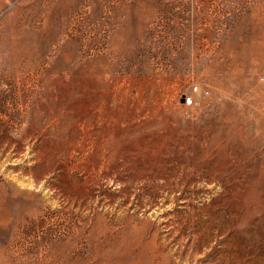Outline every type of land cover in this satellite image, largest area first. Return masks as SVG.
Segmentation results:
<instances>
[{
    "label": "rangeland",
    "instance_id": "obj_1",
    "mask_svg": "<svg viewBox=\"0 0 264 264\" xmlns=\"http://www.w3.org/2000/svg\"><path fill=\"white\" fill-rule=\"evenodd\" d=\"M0 264H264V0H0Z\"/></svg>",
    "mask_w": 264,
    "mask_h": 264
},
{
    "label": "built area",
    "instance_id": "obj_2",
    "mask_svg": "<svg viewBox=\"0 0 264 264\" xmlns=\"http://www.w3.org/2000/svg\"><path fill=\"white\" fill-rule=\"evenodd\" d=\"M193 103H194V100H193L192 97H186V98H185V102H184V104H185L186 106L193 105Z\"/></svg>",
    "mask_w": 264,
    "mask_h": 264
}]
</instances>
